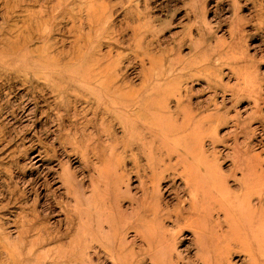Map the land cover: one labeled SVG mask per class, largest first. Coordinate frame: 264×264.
<instances>
[{"label": "rangeland", "instance_id": "374dc122", "mask_svg": "<svg viewBox=\"0 0 264 264\" xmlns=\"http://www.w3.org/2000/svg\"><path fill=\"white\" fill-rule=\"evenodd\" d=\"M262 195L264 0H0V264H248Z\"/></svg>", "mask_w": 264, "mask_h": 264}, {"label": "bare ground", "instance_id": "6f19581e", "mask_svg": "<svg viewBox=\"0 0 264 264\" xmlns=\"http://www.w3.org/2000/svg\"><path fill=\"white\" fill-rule=\"evenodd\" d=\"M61 72V71H60ZM31 113V112H30ZM37 156L36 158H38ZM41 158L36 161V163H40ZM65 187L68 189V182H64ZM189 187V185H188ZM251 199L252 196H250L248 199L246 198V205H247V212L244 214L245 217L243 218V221L250 225L251 227L247 228H241V227H233V229H229L227 234H234L233 237H229L230 241L232 243L238 242V249L236 250L237 253L244 254L246 263L251 264H264V216L259 210L263 209V195L259 197V203L258 205H255L253 208L251 206ZM65 212V221L69 224H72V214H70V209L65 206L64 209ZM183 211L180 210V212L177 211L178 218H181L183 220ZM256 221L253 225L252 221ZM231 222V221H226ZM41 227V226H40ZM43 232V229L40 230ZM241 241V242H240ZM253 243H255V246H253ZM257 246V248H256ZM233 249L228 245L226 248V254H222L218 259L213 260V256L210 255V257H203L201 256L202 264H224L225 261H229V264H234L230 261L232 256ZM172 255L167 252L164 256V261L166 264H175L172 261Z\"/></svg>", "mask_w": 264, "mask_h": 264}]
</instances>
